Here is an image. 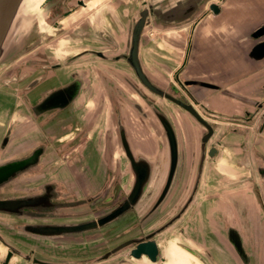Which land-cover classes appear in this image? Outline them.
I'll use <instances>...</instances> for the list:
<instances>
[{
    "label": "flooded vegetation",
    "instance_id": "obj_1",
    "mask_svg": "<svg viewBox=\"0 0 264 264\" xmlns=\"http://www.w3.org/2000/svg\"><path fill=\"white\" fill-rule=\"evenodd\" d=\"M228 1H210L194 22L186 26L183 25L179 29H170L171 33L164 36V41L171 46L169 50L171 56L176 59H173L174 64L171 67L172 83L170 85H174L177 89L180 94L179 99L185 100L211 127V134L203 144V160L199 177L196 178L201 152L200 138L202 134L206 133V129L199 125L189 113L183 111L191 122L200 127L196 147L194 148L189 143L186 146V158L189 159L188 167L190 166L191 175L188 179L184 200L191 192L195 178L197 186L190 201L173 222L179 219L185 211L191 210L190 206L200 184L204 185L212 180L215 181L213 185H210L211 188L208 192L205 188V194L202 195L216 197L215 204L220 199L221 206L219 214L210 210L212 212H209L208 215L209 208L206 206L198 210L199 216H201L199 225L201 245L199 248L187 239H183V242H174L178 248V244H181L194 253L192 255L179 248L185 255L188 264H195L193 259L201 260L203 256L212 258L211 261L216 264H227L226 261H230L232 264H264V63L260 64L264 61V16L259 21L250 18L245 27L236 30L232 36L227 34V31L223 33L224 30L220 27V17L217 20H213V18L223 14L222 4H226ZM249 1L251 0H239L235 3L245 5L244 3ZM73 2L81 8H93L94 5V2L87 4L88 2L84 0H74ZM212 4L215 5V13L210 10ZM66 10L69 12L64 11L61 14L62 19L73 11L70 8ZM139 11L140 8L137 11V16ZM210 13L213 15L211 16ZM97 14L94 12L88 19L95 21ZM210 16L213 17L212 20ZM30 17L29 15L26 23ZM136 18L130 23L128 36L120 34L117 37L114 35L111 37L108 32L100 33L99 37L104 40V45L99 48L82 47L60 60L53 59L38 65H20L19 67H26V70L23 71L21 69L7 71V75L0 79V111L3 115L12 113L11 109L16 106L14 99L18 97L16 94H19L23 108H18L16 114H23L22 109H26L25 111L29 114V119L33 121V124L26 122L18 124V118L10 116L6 127L9 121L13 123L10 126L8 139L1 147L3 151L10 149L9 151L15 152L25 145L28 148L27 153L42 148L37 164L43 158L52 162L54 160L62 162L58 169L59 174L52 177L54 180L73 186L77 183L80 188H86L87 185L86 187L82 185L90 183L93 187L97 182L109 180L114 171L113 167L121 166L119 160L118 163L117 160H112L116 149L129 169L119 136L121 132L133 157L142 158L148 163V183H152L153 179H156L157 175L161 173V167L164 165L158 143L160 129L166 152L167 147L157 119V114L160 112L159 106H161L160 97L141 85L125 60L130 48L131 28ZM158 22L168 28L171 27V22H160L159 20ZM59 23L60 21L52 22L55 27ZM148 24L143 26L137 48V57L144 72L145 66L142 57L144 42L142 38L143 31ZM201 28H203L202 33L200 32ZM228 31L231 33L232 29ZM200 41L207 43L206 49L209 56L217 48L215 45L217 42L220 46L217 59H209L206 56L203 52L204 45ZM201 54H203V58L207 57V62H210L209 70L200 63H196V60H200ZM83 60H101L106 62L107 67L98 73L94 71L97 70V67L88 65V63L83 64L80 70L75 69L80 65L78 63ZM112 63L123 64L129 70L132 80L127 74L125 76L124 73H121L120 69L110 68ZM91 70L97 74L98 80L108 78L109 85L103 91V95L101 90L102 97L109 103V110L104 117L106 127L102 131L96 127V119L99 117L101 120V113L96 111L95 105L96 102L98 104L102 100L101 96L97 95L94 98L95 104L91 108L80 112L85 108L86 100L83 98L82 90ZM259 73L262 74V79L257 81L256 75ZM145 74L153 84L160 86L146 72ZM167 91L170 94V86ZM144 92L148 96L150 95V98L156 97L157 101L155 103L149 101ZM223 96L226 102H224ZM168 102L172 104L173 108H178L174 103ZM120 104L123 107L129 105L131 109L135 110L134 113L141 115V119L143 116L149 118L148 114L144 112L142 104L146 105L148 109L150 128L149 124L145 128H142L143 124L142 127L139 126L141 135L138 144L129 135V128L125 122L126 110L122 109ZM169 122L177 139L175 126L170 119ZM188 132L187 136L190 139V136L193 135L190 128H188ZM3 135L4 132L0 135V146ZM241 137H247L249 142L247 140V142L240 141ZM52 144L54 147L51 146ZM66 149L75 153L65 154ZM48 150L50 153L44 156ZM62 151L64 152L62 153ZM68 158L69 163H66ZM179 159L180 154H178V162ZM183 167L185 168V165ZM100 168H102L100 171L102 175L98 171ZM244 183L249 184L247 192L235 191L239 189L237 185ZM227 189L233 191L223 194ZM154 190L155 187L152 188L153 194ZM127 191L126 188L124 195ZM144 191L145 188L141 197H143ZM233 192H236L235 198L231 199L233 196L229 195L226 197L227 202H223L221 197ZM83 193L80 190L79 196H82ZM158 193L159 190L155 197ZM246 195L247 200H242ZM150 198L153 196L151 195ZM141 199L143 201V198ZM242 204L247 205V208L244 209ZM181 205L176 212L180 210ZM9 219L14 218L9 215ZM151 230L153 229L146 233ZM195 232L199 233V230L196 229ZM146 233H142L140 236ZM157 234L152 237L158 250L156 261H159L157 264H165L166 257L155 239ZM21 235L25 236L22 233ZM0 238V244L6 248L0 264L4 262L7 251L10 255L6 264H10V260L14 256H18L20 262H29L30 264H62L57 260L46 259L38 255L31 247L25 252L21 251L11 241L4 239L1 233ZM27 238H29L30 244L33 241L32 244L36 245L35 248L49 246L48 241L41 240L38 236H27ZM128 239L131 238L125 240ZM233 242L239 246L234 247ZM198 249L205 250L199 252ZM127 254L129 256V248ZM160 258H164L165 261L160 263Z\"/></svg>",
    "mask_w": 264,
    "mask_h": 264
},
{
    "label": "rangeland",
    "instance_id": "obj_2",
    "mask_svg": "<svg viewBox=\"0 0 264 264\" xmlns=\"http://www.w3.org/2000/svg\"><path fill=\"white\" fill-rule=\"evenodd\" d=\"M73 1L74 0H42L37 7L30 6L31 3L27 1L28 4L25 3L21 7V10L16 14L11 23L2 47V53L0 56V79L5 77L7 75V71L11 69H21L22 71L26 70L25 66L19 67L20 65H38L40 63L49 62L53 59L60 60L82 47L99 48L104 45V40L99 37V34L102 32H108L111 37L113 35L114 37H117L120 34H122V36H128L130 23L136 18L137 11L141 6V0H84L88 2L87 4L94 2L93 8H81L77 7ZM164 2L167 3L166 0ZM69 8L73 11H71L67 17L62 19L61 14H63L64 11L69 12V10H66ZM94 12L98 13L97 18L95 21L89 20L88 18ZM29 15L31 17L26 23ZM53 21H60V23L55 27L52 24ZM170 25L171 27L168 28L166 25H161L158 20H151L145 27L142 38L144 42L142 57L145 72L154 80L156 84L160 85L166 91L168 90L170 83H172L171 67H173V59L175 58L171 56L169 52L171 46L164 41V36L168 35L169 32L171 33L170 29H179L182 26L173 27L174 25ZM87 63L88 65H94L97 67V70H94L97 73L107 67L105 65L106 62L101 60H83L78 63L80 65H78V68L75 69L80 70L82 69V65ZM111 67L112 69H120L119 71L124 73L125 76L127 74L129 78L132 77L129 70L126 69L123 64L112 63L110 68ZM96 75L97 74H95L93 70L88 73V78L86 79L87 81L82 90L83 98L86 100L84 103L85 108L83 107L84 109L82 108L83 110L80 112H85L87 109L91 108L95 104L94 98L97 95H99V97L101 96L102 100H99L100 102H98V104L95 101V105L97 109L96 111L101 113V120L99 117L96 119V127L98 129L100 128L102 131L103 128L106 127L104 119L105 113L109 110V103H107V100H105L102 95L103 91L109 84L107 83V77L102 80H98ZM144 94L147 96L149 101L151 100L154 103L157 101L156 97L150 98L151 96H148L146 92H144ZM16 95L18 97H15L14 99L16 106L11 109L12 113L3 115L0 111V135L4 132L10 116H14L16 119L18 118V124H24L25 122L33 124V121L29 119V114L25 111L26 109H22L23 114H16L18 108H23L21 97L19 94ZM159 100L161 103L166 104L163 108L159 106V109L165 113L175 126L178 148L180 150V159L183 162V165H185V168H181L182 170H180L179 173V167H177L175 177L173 178L167 195L153 212L142 220L143 215L153 203L155 194L160 189L166 172L167 152L165 151L161 129L158 133L160 152L162 153L164 159V165L161 167V173L157 175L156 179H153L152 183H148L145 187L144 195L141 197L143 198V201L140 198L142 202L139 200L136 206L132 210L128 211L124 216L96 230L79 234L62 235L49 239L39 238L41 240L48 241L49 246H39L38 248H35L36 245L32 244L33 241H31L30 244L28 242L29 238L21 235V232L14 228V223H23L25 219L19 218L14 221L8 217L0 216V233L2 237L11 241L13 245L21 249L23 252L27 251L28 248L31 247V249L35 250L38 255L46 259L57 260L62 264H149V261L145 257L138 259L129 257L127 254L128 248H123L104 260L93 262V259L100 256L103 252L114 247L121 241L127 238L138 237L142 233H146L148 230L154 229L158 225L163 224L166 220L171 218L174 213H176L180 205L184 202V196L189 182L188 179L191 175L190 166L188 167L189 159L186 158V146L189 143L193 145L194 148L196 147L200 127L191 122L187 115H185V113L179 108H173L172 104L163 98H160ZM121 107L126 110L125 122L129 128V135H131L133 141L138 144V140L141 135L139 126L141 125L142 127L143 124L144 126L142 128H145L149 124L150 128L151 121L148 109L146 105L142 104L143 109H145L144 112L148 114L147 116L149 118L143 116L141 119V115L134 113L135 110L131 109L129 105H124V107L121 105ZM188 128L191 129L193 134L190 136V139L187 136V133H189ZM240 140L243 141L244 138L241 137ZM51 146L54 147L53 144ZM27 149L26 145L21 146V148L15 152H11L9 151L10 149H6L5 151L0 152V157L4 158L13 154L22 155L27 151ZM66 150V152H64L65 150L62 151V153L64 152L68 155L75 153L69 152L68 149ZM49 151L50 150H48L44 156L48 155L50 153ZM112 160H117V163L120 161L121 166L118 164L119 168L113 167L114 171L111 173V178L106 181L107 184L105 191L99 196L100 198H97L95 203H93L90 207L80 209L79 213L75 212L72 216L57 219V221H72L95 217L102 211L109 209L111 205L124 196L125 189H128L131 184V173L130 170L127 169L125 161L121 159L118 149L115 150ZM67 162L69 163V158L66 163ZM61 165L62 162L60 160H54L52 162L44 160L43 158L39 163V168L37 170L35 169L30 171L31 176L27 177V180L30 178L29 181L31 182L26 181L28 184L23 183L21 187L26 185L29 187H27V190H30L31 188L34 189L40 181L43 182L50 179L52 180V177L55 176V174H59L58 169ZM101 170L102 168L98 171L100 172ZM100 174L102 175L101 172ZM40 175L42 176L40 177ZM102 184V182L95 184V190L101 187ZM213 184L214 183L212 181L207 182V184L204 185L200 184L196 196L190 206L191 210L185 211L179 219L171 223L155 236V239L160 247H164L168 242L177 243L178 241L183 242V239H187L191 244L198 246L197 248H199L201 245V228L199 227L201 216H199L200 213L198 210L200 208L201 200L205 199L203 198L205 195H202L205 194V188L208 192L211 188L210 185ZM153 187H155L154 194L152 193ZM25 190L21 189L18 192L21 193ZM92 191L94 190L92 189ZM4 192L9 193V190L7 189ZM12 192L15 193L14 190H12L11 193ZM0 195H2V193ZM151 195L153 198H150ZM71 212L73 213V211ZM193 229L195 230L193 231ZM196 229L199 230V233L195 232ZM32 240L35 239L32 238ZM5 250L6 248L0 244V260L2 259ZM203 250L205 249H198L199 252H202ZM82 259L87 260L81 261ZM211 259L212 258L209 259L203 256L201 260L193 259V261L195 264H216L212 262ZM157 263H159V261L152 264ZM226 263L232 264L230 261H226ZM10 264L30 263L20 262L18 256H14L10 260Z\"/></svg>",
    "mask_w": 264,
    "mask_h": 264
},
{
    "label": "water",
    "instance_id": "obj_3",
    "mask_svg": "<svg viewBox=\"0 0 264 264\" xmlns=\"http://www.w3.org/2000/svg\"><path fill=\"white\" fill-rule=\"evenodd\" d=\"M164 1L165 0H141L140 11L131 28L129 40L130 48L128 54L125 56V60L143 87L151 93L158 95L160 98L174 103L179 109L189 113L199 125L206 129V133L202 134L200 138L201 152L196 172V178H198L203 160V144L211 134V127L185 100L179 99L180 94L174 85H169L171 89L169 94L168 91L160 86H156L148 79L139 63L137 48L139 37L145 24L149 23L151 20L158 19L160 22H171L170 24L174 26L183 25L193 17L207 0H166V2L168 1L167 3ZM20 2L21 0H0V56L6 35ZM214 6V4L210 5V10L213 13L216 12ZM175 95L177 97H174ZM157 119L166 141L167 167L159 193L143 215L142 220L153 212L164 199L173 178L175 177L177 167H179V173L180 170L183 169V162L181 159H179L178 162V154H180V150L178 153L177 147L178 140L175 137L169 119L161 110L159 114H157ZM12 123L13 122L9 121V124L4 131L0 152L3 151L1 147L8 139ZM119 136L121 138L124 155L128 160V168L132 174V181L127 193L120 200L111 205L109 209L102 211L95 217L72 221H57V219L72 216L75 212L79 213L82 208L90 207L95 203L96 199L100 198L99 196L104 193L107 182H102L103 184L97 190H95V185L92 187L90 183H84L85 185L81 184L85 187L87 185V187L80 188L77 183L75 186L72 184L66 185L53 179L43 182L40 181L34 189L30 187L31 189L27 190L28 186L26 185L21 187L23 183L28 184L26 181L30 180V178L27 180V177L31 176L30 171L39 168V164L36 163L42 150V148H39L32 152H25L22 155L13 154L4 158L0 157V194L2 193V195H0V216L9 218L10 215L14 218V221L19 218L25 219L23 223H14V228L18 229L25 236H38L39 238L46 239L96 230L124 216L136 206L144 188L147 186L149 180V166L144 159L134 158L127 146L123 133L120 132ZM209 155L211 154L209 153ZM196 178L192 184L191 192L184 200L180 210L171 218L143 236L131 238L118 243L110 250L93 259V262L107 259L109 256L123 248H129V256L131 258L138 259L146 257L149 262H156L158 250L156 242L152 237L163 228L169 226L186 207L196 189ZM7 189L9 190V193L4 192ZM21 189L25 191L19 193L18 191ZM92 189L94 191H92ZM10 190H14L16 194L14 192L11 193ZM80 190L84 192L82 196H79ZM71 211H73V213ZM233 244L235 245L234 247L239 246L234 242ZM178 246L187 253L194 255L189 248L181 244H178ZM9 255L10 253L7 251L2 264H6ZM162 261L163 258H160V262Z\"/></svg>",
    "mask_w": 264,
    "mask_h": 264
},
{
    "label": "crops",
    "instance_id": "obj_4",
    "mask_svg": "<svg viewBox=\"0 0 264 264\" xmlns=\"http://www.w3.org/2000/svg\"><path fill=\"white\" fill-rule=\"evenodd\" d=\"M210 1H214V0H207L204 3V5H202V7L193 15V17L190 20H188L186 23H184L183 25L186 26V25H189L192 22H194V20L197 19L198 16L201 15V13L205 10L207 4ZM237 1H239V0H229L228 3L222 4L221 8L223 9V14L225 12H227L224 16H222L223 14H221V15H216V16H214L215 18H213V17H211L213 14L210 13V15H211L210 19L211 20H212V18H213V20H217V18L220 17L219 18L220 19V27H222V29L224 30L223 33H225L227 31V34H230L231 36L236 30H239V29L245 27V24H247V22H248V20L250 18H252V20L259 21L264 16V12H263L264 11V0H251L249 2L244 3L245 5H243L242 3H235ZM233 5H235L234 8H233ZM231 29H232V32L230 33L228 30H231ZM202 31H203V28H201L200 32L202 33ZM200 43H202L204 45V51L203 52L206 54V56L209 59H211V58H216L217 59L218 54H219L218 50H219V47H220L217 44V42L215 44L217 48L215 49L214 53L211 56H209V54H207V49H206L207 48L206 47L207 43L206 42H201V41H200ZM202 55L203 54H201V56H200L201 57L200 60H196V63H200L201 65L205 66L207 68V70H209L208 66L210 65V62H207V57L203 58ZM263 63H264V61L262 63H260V64H263ZM260 79H262V74L261 73L256 75V80L259 81ZM223 100H224V102H226L224 96H223ZM246 140H247V137L246 138L244 137V141L245 142L248 141V140L247 141ZM240 141H242V140H240ZM212 182L214 183L215 181L212 180ZM248 185H249L248 183L237 185V186H239V187H237L239 189H236L235 191L247 192L248 191V189H247ZM229 191H233V190L227 189V190H225V192H223V194H225L226 192H229ZM235 193L236 192L229 193L226 196L223 195L221 197V199L223 200V202H227L226 197L231 195V196H233L231 199H234L235 195H236ZM217 197L219 198V196H217ZM203 198H205V199L201 200L199 209H201L203 206H206V207L209 208V209L207 208L208 209L207 210L208 211V215H209V212H212L210 210H213L217 214L220 213V211H219L220 207H221L220 203H219L220 199L217 200V202L215 204L214 201H215L216 197L208 196L206 194ZM242 200L246 201L247 200V195H246V197H243ZM230 201H233V200H230ZM242 205L244 206V209L247 208V205H245V204H242ZM170 257L176 260V261H174L176 264H182L178 260V257H177V255L174 252H170Z\"/></svg>",
    "mask_w": 264,
    "mask_h": 264
},
{
    "label": "bare ground",
    "instance_id": "obj_5",
    "mask_svg": "<svg viewBox=\"0 0 264 264\" xmlns=\"http://www.w3.org/2000/svg\"><path fill=\"white\" fill-rule=\"evenodd\" d=\"M27 1H29L31 4L30 6H35L36 4L39 3L40 0H21L19 7L15 13L16 14L21 10V7L27 3ZM99 1V0H98ZM28 4V3H27ZM28 7V6H27ZM14 16V18H15ZM152 74V73H151ZM154 76V75H153ZM155 77V76H154ZM158 80V79H157ZM157 82V81H156ZM160 105L163 107L166 106L165 103H160ZM162 250V253L164 254V256L166 257V261L163 258V261H165V264H176L174 261H176L175 259L170 257V252H175V254L177 255V257L179 258L178 260L182 263V264H188L186 261V257L183 254V252L175 245V243L173 242H168L165 244V246L160 247ZM141 261V260H140ZM149 263V262H148ZM136 264V263H135ZM150 264V263H149Z\"/></svg>",
    "mask_w": 264,
    "mask_h": 264
}]
</instances>
